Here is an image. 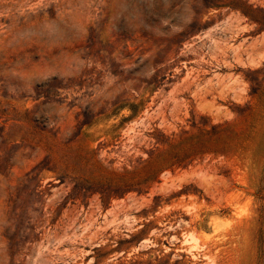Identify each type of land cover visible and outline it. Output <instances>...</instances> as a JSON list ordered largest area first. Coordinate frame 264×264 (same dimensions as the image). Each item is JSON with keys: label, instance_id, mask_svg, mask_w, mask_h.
Masks as SVG:
<instances>
[{"label": "rangeland", "instance_id": "1", "mask_svg": "<svg viewBox=\"0 0 264 264\" xmlns=\"http://www.w3.org/2000/svg\"><path fill=\"white\" fill-rule=\"evenodd\" d=\"M0 264H264V0H0Z\"/></svg>", "mask_w": 264, "mask_h": 264}, {"label": "bare ground", "instance_id": "2", "mask_svg": "<svg viewBox=\"0 0 264 264\" xmlns=\"http://www.w3.org/2000/svg\"><path fill=\"white\" fill-rule=\"evenodd\" d=\"M35 27V26H34ZM20 35V34H19Z\"/></svg>", "mask_w": 264, "mask_h": 264}]
</instances>
